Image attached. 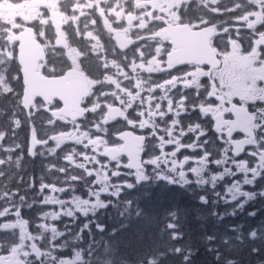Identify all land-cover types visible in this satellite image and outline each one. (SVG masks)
Masks as SVG:
<instances>
[{
  "label": "flooded vegetation",
  "instance_id": "1",
  "mask_svg": "<svg viewBox=\"0 0 264 264\" xmlns=\"http://www.w3.org/2000/svg\"><path fill=\"white\" fill-rule=\"evenodd\" d=\"M229 2L237 6L225 7ZM243 3L67 0L55 22L44 18L35 33L47 54L43 75L73 71L89 86L82 123L91 125V138L82 157L70 153L75 169L89 164L91 176L104 168L109 178L194 185L219 199L231 189L234 218L248 217L256 253L264 254V0ZM12 4L32 19L49 0L40 8L31 0ZM184 27L208 30L205 65H181ZM62 108L57 100L38 102L33 116L37 127L42 117L54 129L70 127L64 133L71 147L78 125L60 116ZM127 134L144 141L131 145L143 172L132 171L128 157L111 158Z\"/></svg>",
  "mask_w": 264,
  "mask_h": 264
},
{
  "label": "trees",
  "instance_id": "2",
  "mask_svg": "<svg viewBox=\"0 0 264 264\" xmlns=\"http://www.w3.org/2000/svg\"><path fill=\"white\" fill-rule=\"evenodd\" d=\"M5 77L12 91L6 92L0 87V111L3 115L0 132L6 135L5 148L10 151L14 143L27 147L29 142L28 132L23 131L16 138L10 134L19 122L25 128L23 120L26 114L21 105L22 77L16 60ZM39 162V157L28 158L23 163V170L17 169V172L9 163L1 165V205L6 204L2 196L5 192L3 184L11 188L6 180L12 174L21 177L25 169L38 167ZM200 198L195 189L164 184L135 190L123 198L133 203L131 215L122 217L109 211L91 220V239L89 234L82 237L79 252L86 264H227L228 258L223 253L222 259L218 260L217 253L205 248L204 238L206 240L208 236L205 235L207 228L202 218L204 212L201 211ZM173 221L180 237L177 241L171 237ZM187 250L196 252V256L178 258L177 251L181 255Z\"/></svg>",
  "mask_w": 264,
  "mask_h": 264
},
{
  "label": "rangeland",
  "instance_id": "3",
  "mask_svg": "<svg viewBox=\"0 0 264 264\" xmlns=\"http://www.w3.org/2000/svg\"><path fill=\"white\" fill-rule=\"evenodd\" d=\"M11 0H0V50H1V62H0V86L1 88L8 92L12 88L7 86L5 83L4 76L8 72L14 62L15 58V44L12 42V36L22 31L26 27H30V22L35 24L39 28L42 24L41 20L47 18L48 22H55L57 16L61 11H63L64 6L67 5V0H49V6L45 7L43 10L38 12L36 15L30 19V15L23 11L12 10L13 5L10 4ZM16 19V21H14ZM1 114V113H0ZM2 116H0L1 118ZM33 119L34 116H33ZM35 121V120H34ZM40 127V126H39ZM42 127V126H41ZM0 128H2L0 120ZM91 130V126L83 125L79 128V134L77 137V142L79 144H84L87 138V132ZM31 134V132H30ZM45 136L46 140L42 144L41 148L37 150L39 157L42 160H45L47 163L50 162L53 165H61L63 161L68 157L69 152L72 150L71 147L63 146L64 136H61L57 141H54L52 138ZM13 136H18V131H13ZM5 136L2 134L0 136V164L1 161L15 160L18 164L20 163V158L16 156H22L24 153V148L18 143L13 145V148L10 151H7L5 148ZM78 151L74 150V153ZM80 152V151H79ZM50 172L52 171L49 169ZM65 172L62 170H55L49 176L43 177V182L45 186L43 187L42 192H35L32 194L31 198L26 199V208L29 216L38 219L40 225L37 226L38 232H40L44 238L40 243V247L43 250V263L42 264H86L83 254L79 252L78 246H82L83 239L81 236L84 234V231L79 229L74 221V218L67 221H60L55 215L53 218H50V211L54 208L56 201L57 189L63 192L66 198H73L74 195H81V198H74L70 202V210L75 212L82 205L86 208L91 207V219H95L99 214L104 215L106 212L105 207L106 203L113 193V188L116 185L123 184V181L117 182H108L105 178L100 177L98 180L93 182V187L91 188V194L86 192V199L83 200V189L87 184L85 180H67L65 179ZM49 181V182H48ZM54 183L57 189H50L53 193L49 195L46 191L49 190L48 183ZM64 186V189L61 187ZM82 193V194H80ZM7 199L12 198V194H6ZM94 197L95 200L91 198ZM44 199V202L41 203V200ZM81 199V201H80ZM83 200V201H82ZM46 201V202H45ZM108 208H111L114 213L125 214L126 207H123L121 211V206L118 204L107 205ZM15 208L14 210H17ZM84 210V209H83ZM218 215L214 216V221L217 228L213 229L218 232L219 235H214L215 239L213 243L218 246H226L231 251L230 248L240 247L246 244L242 239H239L233 233L231 229L232 219L228 207L219 206L216 208ZM79 213L82 212L79 208ZM223 215H220L223 213ZM210 213L213 214L212 211ZM82 220V219H81ZM80 222L77 221V224ZM60 223H63L58 227ZM212 224V218H210V225ZM50 227H58L60 231L55 232V234L50 235L45 230ZM5 226L0 227V242L3 238L5 239H15L17 233L8 232L3 234ZM172 235V234H171ZM49 236V237H46ZM26 239V238H24ZM71 244L73 249L67 248V245ZM23 246L24 243H23ZM67 249L70 250L67 251ZM16 250V246H12L11 251ZM45 259V260H44ZM33 263V261H32Z\"/></svg>",
  "mask_w": 264,
  "mask_h": 264
},
{
  "label": "water",
  "instance_id": "4",
  "mask_svg": "<svg viewBox=\"0 0 264 264\" xmlns=\"http://www.w3.org/2000/svg\"><path fill=\"white\" fill-rule=\"evenodd\" d=\"M46 0H33L36 6L43 5ZM207 31H202L192 36L188 33V38L192 41L205 38ZM20 43L18 48V60L22 69L23 83L25 87L24 108L29 111L37 98L49 99L58 97L64 104L63 113L73 122L81 121L85 116L83 110L79 109L81 100V90L74 84L73 79L69 81L45 80L38 74L41 61L45 60L43 48L35 40L31 29H26L23 33L14 38ZM183 63L189 58V54L183 53ZM188 62V61H187ZM35 143L33 142V147ZM126 151H119L117 155H125ZM135 169H141V165ZM40 257V255H38ZM10 259V261H7ZM0 264H16L11 257H0Z\"/></svg>",
  "mask_w": 264,
  "mask_h": 264
},
{
  "label": "bare ground",
  "instance_id": "5",
  "mask_svg": "<svg viewBox=\"0 0 264 264\" xmlns=\"http://www.w3.org/2000/svg\"><path fill=\"white\" fill-rule=\"evenodd\" d=\"M162 213H163V212H162ZM158 214H159V213H158ZM163 214H164V213H163ZM162 216H163V215H162ZM162 216H161V217H162ZM161 217H160V218H161ZM166 217H167V216H166ZM163 219H164V218H163ZM160 222L162 223V221H160Z\"/></svg>",
  "mask_w": 264,
  "mask_h": 264
},
{
  "label": "snow or ice",
  "instance_id": "6",
  "mask_svg": "<svg viewBox=\"0 0 264 264\" xmlns=\"http://www.w3.org/2000/svg\"><path fill=\"white\" fill-rule=\"evenodd\" d=\"M126 2H127V0H126ZM226 191H228V189H226ZM202 199H204V198H202Z\"/></svg>",
  "mask_w": 264,
  "mask_h": 264
}]
</instances>
